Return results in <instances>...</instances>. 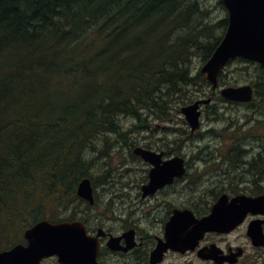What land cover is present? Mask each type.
I'll return each mask as SVG.
<instances>
[{
  "label": "trees",
  "instance_id": "1",
  "mask_svg": "<svg viewBox=\"0 0 264 264\" xmlns=\"http://www.w3.org/2000/svg\"><path fill=\"white\" fill-rule=\"evenodd\" d=\"M227 26L204 0H0V229L48 215L70 180L98 172L123 137L138 143L132 135L176 120L179 137H190L181 108L222 101L199 69ZM237 61L254 66L244 80L255 87L251 125L261 127L264 69ZM226 77L218 86L234 83ZM261 163L248 173L262 174Z\"/></svg>",
  "mask_w": 264,
  "mask_h": 264
},
{
  "label": "flooded vegetation",
  "instance_id": "2",
  "mask_svg": "<svg viewBox=\"0 0 264 264\" xmlns=\"http://www.w3.org/2000/svg\"><path fill=\"white\" fill-rule=\"evenodd\" d=\"M226 103L233 102L214 98L204 106L223 113V120L207 118L206 133L216 132L220 120L223 130L235 127L224 116L234 119ZM199 130L190 128V137ZM166 135L127 143L132 158L108 165H121L117 173L112 168L109 174L76 176L48 215L0 229V255L17 248L26 259L20 264H264V243L251 235L257 229L264 235L263 174L248 173L258 160L264 164V135L262 142L258 137L246 144L243 136L223 144L179 143L177 132L168 140ZM137 147L155 155L145 158ZM177 157L183 158L182 174L170 162ZM85 178L91 180V198L78 191ZM41 220L56 230L31 231Z\"/></svg>",
  "mask_w": 264,
  "mask_h": 264
},
{
  "label": "water",
  "instance_id": "3",
  "mask_svg": "<svg viewBox=\"0 0 264 264\" xmlns=\"http://www.w3.org/2000/svg\"><path fill=\"white\" fill-rule=\"evenodd\" d=\"M222 2L228 9V27L213 55L199 71L201 75L206 76L214 87L218 85L219 73L222 68L231 59L238 56L258 61L264 67V0H222ZM221 94L229 100L246 102L252 100L254 91L252 85L245 84L224 87L221 89ZM209 101V98L200 99L182 107L181 110L192 131L200 127L201 104ZM135 152L145 158H149V154L155 155L154 152L147 151L142 147H137ZM170 162H173L174 168H177L175 173L182 174L184 172L183 158L177 157ZM78 191L84 197H92V186L89 178L82 180ZM259 203L264 204V195L259 198ZM57 228L62 230L65 227ZM53 230L56 229L48 221H40L31 231L46 234ZM251 235L256 244L264 243V235L260 229L253 230ZM16 250L17 248L2 253L0 262L3 264L22 263L21 259L23 258L19 257L20 254Z\"/></svg>",
  "mask_w": 264,
  "mask_h": 264
},
{
  "label": "rangeland",
  "instance_id": "4",
  "mask_svg": "<svg viewBox=\"0 0 264 264\" xmlns=\"http://www.w3.org/2000/svg\"><path fill=\"white\" fill-rule=\"evenodd\" d=\"M218 0H204L205 4L207 5L208 8L211 9L212 11V17L215 20H218L224 16L227 15V10H224L222 7H219L217 4ZM247 67V68H245ZM253 67L252 64L250 63H244V62H233L229 65H227V67L225 68V72H226V79L230 80L231 82H234L233 84H228V85H240V84H250L248 80H244L246 78L249 77V75L251 74V71H253ZM244 75H248L247 77H245ZM226 111L229 112L230 116L234 117L236 120H241L243 123H248V124H253V119L256 116V114H253L252 109H250L247 106L244 105H237V104H233V103H226ZM217 116V118H219V115L217 113H215ZM181 117H183V115H180ZM228 117V115H227ZM208 113L204 112V116L202 118V126L200 128V130L198 131V134H196L194 136V138L189 137V136H180L179 137V120L174 121V122H165V123H157L154 122L150 127L151 130H143L140 134H136V135H132L131 138H134L133 140L138 139L139 137L141 141H144V136H146L147 138H149L148 140L150 141H157L158 138L162 137L164 138L165 134L166 135V140L170 139V133L171 132H177L178 133V142L179 143H186V142H212V143H227V144H232L235 142L234 138H238V137H242V143H248V142H255L254 138L257 139L258 137H262L264 135V125H262L261 127H256L257 130H251L249 128L246 127V129H244V126H242V128H239L238 126H236L234 124V122H228L231 125H234L235 127H229L226 130H223L221 127L216 124V130L219 131V133H217V135L213 134V133H206L207 128L210 125V122H208ZM226 123V124H228ZM167 128V129H166ZM169 132V133H168ZM259 133L261 135H259ZM221 134V135H219ZM152 135V136H151ZM250 135V136H249ZM116 135H113V138H116ZM136 138V139H135ZM122 142H118L113 148H112V156L113 158H102L100 160H98V172L94 173V175H100V174H109V172H111V169L114 168L115 170L117 168H121V165H117V162L115 164L114 167L112 166H108L111 165L113 163H115L114 161H123L125 159H131L132 156L127 152V143H130V138L128 136L121 138ZM124 146V147H123ZM118 148V149H117ZM229 150V149H228ZM228 150H226V152H228ZM109 159V160H108ZM221 160L223 159V166L225 168H228L230 170L231 173L233 172V166H231L232 164L229 162L228 159H225L223 157L220 158ZM107 164V165H106ZM241 165V163H240ZM246 169H248L249 167L246 165L245 166ZM101 168V169H100ZM113 171V173H117L116 171ZM240 170V169H239ZM262 184H264V173H262ZM18 201H22V198H19ZM50 208H53L50 207Z\"/></svg>",
  "mask_w": 264,
  "mask_h": 264
},
{
  "label": "bare ground",
  "instance_id": "5",
  "mask_svg": "<svg viewBox=\"0 0 264 264\" xmlns=\"http://www.w3.org/2000/svg\"><path fill=\"white\" fill-rule=\"evenodd\" d=\"M34 17V16H33ZM121 26V25H120ZM65 27V26H64ZM54 28V27H53ZM55 31V30H54ZM5 37V36H4ZM32 40V39H31ZM133 90V89H132ZM120 94V93H119ZM118 96V95H117ZM102 98V97H101ZM120 100V99H119ZM117 101H118V99H117ZM103 102V101H102ZM120 102V101H119ZM118 102V103H119ZM23 104V103H22ZM94 105V104H93ZM111 105V104H110ZM119 106H120V104H119ZM107 107H109V106H107ZM113 109H114V107H113ZM125 109V108H124ZM109 111H111V109H108ZM117 110H118V108H117ZM116 110V111H117ZM116 111H114V112H116ZM125 111V110H124ZM107 112V111H106ZM113 112V111H112ZM99 113H101V112H99ZM109 114H110V112H108ZM168 113V112H167ZM112 114V113H111ZM116 114V113H115ZM169 114V113H168ZM106 115V114H105ZM131 115V114H130ZM168 116V115H167ZM53 117V116H52ZM103 117H105V116H103ZM107 117V116H106ZM170 117V116H169ZM100 118V117H99ZM123 118V117H122ZM103 119V118H102ZM105 119H107V118H105ZM148 119V118H147ZM104 120V119H103ZM95 122L97 121V120H94ZM101 121V120H100ZM110 121H112V120H110ZM164 121V120H163ZM104 122V121H103ZM107 122V121H106ZM169 122V121H168ZM98 123V122H97ZM102 123V122H101ZM108 123V122H107ZM110 123V122H109ZM108 123V124H109ZM99 124H100V122H99ZM122 124V123H121ZM125 124V123H124ZM107 125V124H106ZM106 125H103V126H106ZM50 127V126H49ZM65 127V126H64ZM99 128V127H98ZM105 128V127H104ZM100 129H102V128H100ZM112 129V128H111ZM142 129V128H141ZM146 129V128H145ZM167 129V128H166ZM75 133V132H74ZM133 133V132H132ZM169 133V132H168ZM72 134V133H71ZM129 134V133H128ZM101 135V134H100ZM152 136V135H151ZM71 137V136H70ZM103 137H104V135H103ZM131 137V136H130ZM99 139H101V138H99ZM103 139V138H102ZM136 139V138H135ZM133 140V139H132ZM116 141V140H115ZM62 142H63V140H62ZM90 142H92L91 140H90ZM62 144V143H61ZM133 144V143H132ZM124 147V146H123ZM99 149V148H98ZM118 149V148H117ZM129 149V148H128ZM106 151V150H105ZM130 152V151H129ZM88 155V154H87ZM101 156V155H100ZM91 158V157H90ZM72 160V159H71ZM74 160V159H73ZM86 160V159H85ZM100 160V159H99ZM109 160V159H108ZM98 163V162H97ZM52 164V163H51ZM58 165V164H57ZM107 165V164H106ZM101 169V168H100ZM116 171V170H115ZM93 178V177H92ZM108 179H110V177L108 178ZM53 180V179H52ZM57 186V185H56ZM59 187V186H58ZM58 189V188H57ZM56 198V197H55ZM80 201V200H79ZM56 202V201H55ZM53 203V202H52ZM85 203V202H84ZM46 204V203H45ZM50 205H52V204H50ZM89 205V204H88Z\"/></svg>",
  "mask_w": 264,
  "mask_h": 264
}]
</instances>
